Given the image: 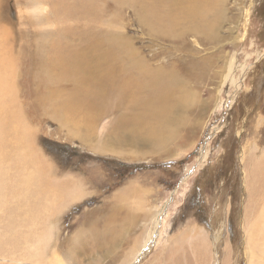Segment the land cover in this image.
<instances>
[{
  "label": "rangeland",
  "instance_id": "374dc122",
  "mask_svg": "<svg viewBox=\"0 0 264 264\" xmlns=\"http://www.w3.org/2000/svg\"><path fill=\"white\" fill-rule=\"evenodd\" d=\"M104 1L94 16L79 13L64 20L58 12H66L71 0H0V50L19 51L21 56L37 45L43 50L58 42L79 46L100 35L113 43L123 40L152 68L174 70L183 80L178 94L186 98L185 108L175 110L184 121L180 119L181 135L168 144V151L134 146L126 134L120 138L121 152L98 151L83 136L95 143L118 137L120 131L113 130L122 124L121 116L128 115L125 108L108 107L107 117L89 131L93 134H74L37 103L33 77L20 71L18 101L43 178L69 187L63 197H42L31 204L34 211L27 212L25 203L12 201L8 163H0V264H162L166 243L193 228L202 229L199 264H264V237L258 228L259 216L264 225V197L253 198L248 191L249 168L255 163L264 168V0H219L208 15L216 19L208 37L161 34L156 40L148 37L132 7ZM232 59L236 82L228 78ZM70 89L61 86L62 92ZM130 188L133 193L121 198ZM123 224L129 232L126 239H105V226ZM94 229L105 244L89 246L92 237L86 236ZM149 233L152 238L146 244ZM177 255L173 264L181 257ZM186 256L184 260H196L192 252Z\"/></svg>",
  "mask_w": 264,
  "mask_h": 264
},
{
  "label": "bare ground",
  "instance_id": "6f19581e",
  "mask_svg": "<svg viewBox=\"0 0 264 264\" xmlns=\"http://www.w3.org/2000/svg\"><path fill=\"white\" fill-rule=\"evenodd\" d=\"M103 1L78 0L74 4L71 0L66 12L64 11L63 14L58 12V17L65 20L73 16L77 17L79 13L87 16V13L91 12L94 16V12L101 11ZM218 1L116 0L114 4L118 8L120 6L132 7L136 11L135 14L139 24H143L147 28L146 34L148 37L151 40H156L161 34H174L179 37L199 34L208 37L207 30H212L216 22V19L210 20L208 15L211 14L210 10L214 9ZM103 36L105 35H100V38L97 39L86 38L79 46L74 45L73 42H58L60 44H52L50 49L46 47L43 50L41 46L37 45L36 49L28 54L21 53V56L18 54L19 51L1 47L0 163L3 161L8 163L6 184L11 193L12 201L15 200L14 204L16 205L25 203V211L27 212L32 213L34 210L31 204L42 197L47 201H54L55 197H63L64 188L66 192L69 185L63 182L59 186H55L52 184V180L43 178L41 167L38 165L39 160L31 144L32 137L26 128L27 120L23 116L25 109L18 101L20 71L23 74L28 73L30 78L33 77V84L39 90V92H36L37 95L34 93L37 103L45 108L47 107L51 115L74 134H79L78 132L82 130H86L88 134H93L89 131L100 125L103 119L107 117L108 111L106 109L108 107L114 109H116L115 107L125 108L128 115L121 116L122 124H117L118 127L113 130L115 133L116 130L120 131L118 137L109 136L105 142L98 141V143H95L88 135L83 136L82 140L98 151L113 149L117 153L121 152L119 144L123 142V139L120 138L124 134H126V140L134 146L143 144L148 145L153 151H168V144L181 135V127L183 126L181 120L183 121V118L180 117V120L175 113L185 108L184 101L186 98H184V95L178 94L184 88L183 80L178 77L174 70L160 66L152 68L148 65L147 59L139 54L136 47L126 43L121 38L122 41L119 43L118 40L113 43L110 38ZM25 57H28L29 60L26 61ZM30 62L34 64L29 69ZM35 62H37V66ZM234 64L233 59L228 63V78L232 82L237 81L235 80ZM32 71L35 72L31 73ZM80 74H83V80L76 78ZM63 82H69V84H63ZM64 85H69L71 89L62 92L61 86ZM114 100L116 103L112 104L111 102ZM33 105L35 104L33 103ZM111 146L114 147L111 148ZM253 165V169L249 168L248 171V179L252 182V186L248 187V191L250 189L253 198H257V195L264 197V192L262 193L264 168L257 163ZM52 171L55 172L53 169ZM24 172L29 175L24 176ZM19 189L29 190L20 192ZM133 191L134 188H130L122 191L119 195L124 198L132 194ZM76 194L74 192L71 195L76 197ZM248 211L250 209L247 210V213ZM260 214L262 215V213ZM262 217L259 216L258 228L260 232L262 231L261 235L264 237ZM47 220H49V217ZM113 221H116V219H113ZM128 221L130 223L131 218ZM103 230L105 239H112L113 241L118 238L126 239V234L129 235L125 224L117 228L113 227V229L105 226ZM201 231V228H193L189 232L179 236L175 235L170 239L167 242L168 246L166 243V246L162 248L167 252L161 259L162 264H173L172 258L178 256L177 254L181 257L175 262L176 264H199L197 260L200 259L201 244L204 243ZM86 237H92L89 243L90 247H95L97 244V246H101V242H103L95 229ZM147 238L146 244L152 238V233H149ZM84 239L85 237L82 239V243ZM216 239L217 237L214 238L215 243H219L220 240L216 241ZM41 242L45 243L44 235ZM103 243L105 244V242ZM213 246L217 249L215 244ZM187 247L190 248L188 252H186ZM137 249H134L130 255H134ZM191 252L196 260H184L187 257L186 255ZM252 252L254 253V251ZM167 254L170 256H167ZM214 258L217 260V256H214Z\"/></svg>",
  "mask_w": 264,
  "mask_h": 264
}]
</instances>
